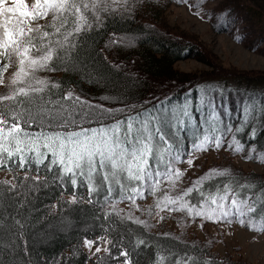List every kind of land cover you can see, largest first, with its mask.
Masks as SVG:
<instances>
[{
    "label": "trees",
    "instance_id": "1",
    "mask_svg": "<svg viewBox=\"0 0 264 264\" xmlns=\"http://www.w3.org/2000/svg\"><path fill=\"white\" fill-rule=\"evenodd\" d=\"M208 1L188 0L187 4L198 9ZM182 2L149 0L143 8L136 7L129 12L118 9L107 16L103 25L86 32L79 41L78 58L86 62L87 71L45 72L51 81L62 82L61 88H52L45 93V99L50 96L53 102L59 101L71 109L73 100H63V95L71 90L93 105H103L105 109L135 105L136 110L142 113L141 118L149 111L155 115L163 105L173 125L171 134L185 148L194 139H202L206 134L219 135L220 131L230 126L233 131L229 135L235 136L246 152L264 154V75L249 71L223 72L212 60L214 57L210 61L201 60L203 51L199 42L170 28L164 20L166 9ZM220 9L227 10L224 21L218 18ZM210 11L212 16H208V21L213 32L230 35L238 28V42L254 52L260 51L259 43L264 40V0H217ZM232 20L235 22L231 23ZM124 35L135 37L137 45L129 47L122 43ZM190 58L211 70L193 75L173 70L176 62ZM205 90L202 102L201 92ZM185 108L190 111L192 119L188 127L177 129L175 125L177 120L183 119ZM129 114L135 116V112L127 109L115 112L117 118L125 121ZM113 123L112 117L105 116L103 120H93L84 126L99 128ZM238 127L241 128L239 132L235 131ZM253 127L256 139L250 140ZM1 171L12 175L17 188L10 191L13 184H4L0 180V190H3L0 213L7 222L25 219L26 226L14 230L9 222L8 229L0 236V264H97V256L105 257L106 264H123L125 258L119 256V251L125 249L132 264H175L177 259H187V256L195 257L198 264H247L221 256L208 244L185 234H174L167 229L154 231L132 223L121 214L117 215L111 201L105 202L106 186H101L98 193L93 192L92 202L89 203L87 182L83 178L79 180V187L74 189L69 178L62 181L58 170L48 172L44 166L38 173L34 167L28 172L32 178L38 176V181H25V171L18 168L9 170L2 167ZM232 178L239 184L247 182L249 187L243 190L242 195L251 193L255 201L257 210L248 214L246 223L249 219H264V173L240 171L229 174L206 182L205 190L211 187L214 191L217 183L222 186ZM97 182L102 184V177H97ZM20 183L28 187L21 189ZM113 193L116 197L120 194L115 185ZM66 196H75L76 202H69L64 198ZM185 214L174 212L172 217L177 220L186 217ZM62 217L78 222L86 220L90 222V228L81 235L55 234L45 244H40L36 234L57 224ZM85 237L90 240L102 237L117 241V245L111 249V254L97 255L90 260L82 247ZM138 239H143L145 243L137 247ZM10 243L14 248L5 251Z\"/></svg>",
    "mask_w": 264,
    "mask_h": 264
},
{
    "label": "snow or ice",
    "instance_id": "2",
    "mask_svg": "<svg viewBox=\"0 0 264 264\" xmlns=\"http://www.w3.org/2000/svg\"><path fill=\"white\" fill-rule=\"evenodd\" d=\"M183 2L188 3V0ZM147 4L149 0H120L119 3L117 0H0V89H3L0 91V168L24 170L25 181H38V176L32 178L28 172L34 167L38 173L44 166L48 172L58 170L62 181L69 178L74 189L83 178L87 182L89 203L91 194L106 186L104 199L106 203L111 201L114 211L116 204L123 200H128L139 211L136 201L151 195L158 210L156 215L164 211L180 212L192 219L199 217L213 223L222 220L232 223L235 218L241 227L264 231V228L257 229L250 219L246 223L248 214L257 210L252 194L242 195L249 187L247 182L239 184L232 178L222 186L217 183L214 191L211 187L205 190L206 182L229 175V169L211 168L191 180L189 186H180L184 172L176 165L183 164L186 157L188 167L192 168L196 153L220 150L225 136L232 133V127L220 131L219 135L206 134L202 139H194L185 148L171 134L173 125L163 105L155 115L149 111L141 118L142 113L135 105L105 109L71 90L63 95L64 101L73 100L71 109L59 101L53 102L50 96L45 99V93L61 88L62 82H53L40 73L86 72V62L79 60L77 52L81 37L103 25L107 16L118 9L129 12ZM189 7L194 5L189 4ZM226 12V9L219 10L221 21ZM194 14L200 19L212 16L211 11ZM236 39L239 41L240 36ZM205 96L206 90L201 92L202 102ZM126 109L135 112V116L129 114L126 121L115 116V112ZM172 115L175 117V112ZM105 116L112 117L114 123L99 128L84 126ZM182 116L175 125L177 129L188 127L192 119L187 108ZM255 133L253 127L250 140L256 139ZM225 150L243 152L244 145L233 136ZM251 158V154L246 157ZM97 177H102V184L97 182ZM113 185L119 189L118 197L113 193ZM19 187L24 189L28 185L20 183ZM16 188L13 184L10 191ZM0 199H3V190H0ZM75 202L73 196L72 203ZM147 211L152 214L151 207ZM127 219L148 227L147 221L133 217L131 212ZM94 243L85 237L84 245L89 250ZM144 243L143 239H138L137 247ZM105 244L109 246L104 247L103 252L111 254L117 241L107 240ZM101 251L97 246L93 255ZM119 256L125 258L123 264H132L127 249L119 251ZM97 264H106V258L97 256ZM175 264H198V261L187 256V259L180 257Z\"/></svg>",
    "mask_w": 264,
    "mask_h": 264
},
{
    "label": "rangeland",
    "instance_id": "3",
    "mask_svg": "<svg viewBox=\"0 0 264 264\" xmlns=\"http://www.w3.org/2000/svg\"><path fill=\"white\" fill-rule=\"evenodd\" d=\"M119 1L117 0V2ZM216 2L217 0H209L198 9L190 8L189 4L184 2L178 5H170L166 9L164 20L170 28L185 33L192 40L199 42L203 51V54L200 56L201 60L210 61L214 57L212 60L215 61V64L223 72L236 73L249 71L254 74L264 75V40L259 43L260 51L254 52L237 41L236 36L240 34L238 28L230 35L217 34L211 29L207 15H205L204 19H200L199 16L194 14L198 11L209 13ZM121 41L129 47L137 45V39L133 36L124 35ZM173 70L186 75H193L200 72H209L211 69L196 59L190 58L176 62ZM39 75L47 77L45 72ZM5 76H9V73H5ZM0 91H3V89H0ZM231 141L232 137L228 134L225 136L224 147L220 150L210 149L206 152L196 153L192 168L188 167L187 158L185 157L183 164L176 165L184 172L180 186H189L191 180H195L214 167L227 168L229 169V174H237L240 171L253 174L264 173V158L258 159V157H264V154H256L250 150H247L249 152H246V150L243 152L225 150L227 144ZM233 147H235V144H233ZM249 154H251L252 158L246 159ZM0 180L8 181L10 185L13 184V177L8 172L1 171ZM64 198L69 202L73 200L72 197L66 196ZM136 204L139 205V211L128 200L117 203L115 210L116 212H120L123 217H127L129 212H131L133 217L147 221L148 228L154 231L163 232L167 229L174 234H185L189 238L202 241L208 244L219 255L229 256L234 261L241 260L247 264H264V231L249 230L247 226L241 227L235 218H232V223H228L227 220L213 223L210 220H204L199 217L192 219L187 214H185L186 217L175 220L172 217L174 212L168 211L160 212V215H156L158 210L155 207L154 197L151 195L147 199H138ZM149 207L152 208L151 215L147 211ZM160 216H163L164 219L161 220ZM0 220V236L8 229L9 222L14 230L24 229L26 226L25 219L20 220L19 223L14 220H8L7 222L1 213ZM2 221L5 223L3 224ZM251 222L257 229L264 228V219ZM88 227L90 228V222L86 220L78 222L62 217L57 224L45 228L43 232L36 234V237L40 244H45L55 234L69 235L71 233H78L81 235L88 231ZM107 240L109 239L93 240L95 243L92 245L91 250L84 245L83 241L82 247L87 258L92 260L96 258L94 256L105 254L103 248L109 246L105 244ZM97 246L101 247L102 251L99 254L93 255ZM12 248H14V245L10 243V246H6L5 251H9Z\"/></svg>",
    "mask_w": 264,
    "mask_h": 264
}]
</instances>
